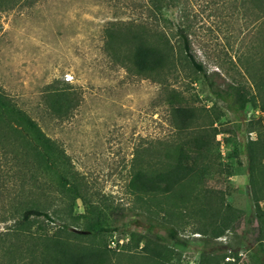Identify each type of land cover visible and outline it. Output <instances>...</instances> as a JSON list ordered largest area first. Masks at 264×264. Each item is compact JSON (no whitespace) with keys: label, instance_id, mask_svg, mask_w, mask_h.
Returning a JSON list of instances; mask_svg holds the SVG:
<instances>
[{"label":"rangeland","instance_id":"rangeland-1","mask_svg":"<svg viewBox=\"0 0 264 264\" xmlns=\"http://www.w3.org/2000/svg\"><path fill=\"white\" fill-rule=\"evenodd\" d=\"M176 1L163 10L167 21L146 23L154 38L168 37L170 60L139 74L123 60L125 45L117 56L107 50L106 29L149 22L148 0H0V91L64 154L60 169L43 171L0 120V264H35L42 257L38 241L54 237L92 251L96 264H264V177L251 181L242 147L258 135L247 132L250 121L264 123V90L255 84L264 74V12L254 0ZM178 25L213 79L239 84L253 97L242 118L216 99L185 57ZM53 85L68 88L65 116L49 106ZM178 106L195 111L185 133L174 123ZM192 136L205 145L189 180L173 188L158 182L152 192L134 187L138 172L150 177L170 169ZM62 174L78 180L105 212L125 213L120 230L78 236L42 217L20 227L17 220L32 202L56 218L81 219L83 202ZM46 184L52 187L40 188ZM149 214L175 227L178 241L149 234L141 216ZM111 239L116 246H109Z\"/></svg>","mask_w":264,"mask_h":264},{"label":"trees","instance_id":"trees-1","mask_svg":"<svg viewBox=\"0 0 264 264\" xmlns=\"http://www.w3.org/2000/svg\"><path fill=\"white\" fill-rule=\"evenodd\" d=\"M254 1L257 2L258 6H260L264 12V0ZM175 2L177 1L148 0L147 10L149 11V22L130 20L111 23L106 29L107 50L112 55L117 56L118 46L120 44L125 45L128 50L127 54L123 56V60L129 63V66L135 69L139 74H148L163 68L171 57L169 39L165 35H163V38L162 35L154 38L151 26L146 25V23L151 25L152 23L157 24L160 20L167 21V18L163 17V10ZM177 33L182 40L185 57L203 74L211 93L218 101L225 105L227 110L242 118L241 115L246 114L248 105L253 101V97L239 84L229 82L224 85L213 79L204 64L196 58L192 49L191 39L186 30L178 25ZM255 84L258 91L263 92L264 74L259 75L258 78L255 79ZM67 90V87L53 85L47 91L49 106L52 111L59 116L67 115L70 110L71 101ZM261 108L263 111L264 103ZM195 117V111L191 107L178 106L174 109V123L181 133H185L189 129ZM0 120L5 130L8 131L10 129L15 136L17 135V138L25 142L27 150L35 153L38 166L43 168V171L50 172L61 168L60 165L64 162L63 152H60L58 148L54 146V141L42 131L37 123L28 117L22 110L18 109L1 91ZM252 131L258 132L257 137H248V139L243 142L242 147L248 160L251 181L254 182L256 175L261 174L264 177V123L262 117L250 121L247 132ZM204 145L201 136L186 137L184 146H182L177 160L170 169L161 171L150 177L140 171L135 175L132 184L137 189L152 192L158 182L167 181L173 188L189 180L193 173L197 171L196 159H198ZM61 178L69 181L68 177L63 174ZM69 183V190L76 193V196L82 200L85 207L86 211L80 216L81 219H75L73 223H71L67 219V215L59 214L56 218L49 211L41 208L37 203L32 202L23 210L22 217L17 220V224L24 228L33 219L42 217L51 222H59L62 231L65 233L75 232L78 236H87L88 234L99 235L120 230L118 222L124 219L125 213L119 209H112L110 212H105L101 207V203L93 202L82 193L81 184L78 180H71ZM60 186V191L64 193L67 184L64 183ZM51 187V185L46 184L45 188H40L49 190ZM141 216H145L147 232L152 234L157 241H166L169 240L168 238L178 241L175 227L167 225L155 215L149 214ZM157 228L165 229L168 236L166 237L158 233L156 231ZM221 232L222 231L217 232L216 237L221 236ZM142 237L148 241L147 235ZM141 238L137 240V245ZM38 245L42 246V257L41 260H38L39 262L34 261L35 264H96L98 259L95 253L80 247L78 244L72 243L68 238H45L44 240H39ZM34 252L35 251H32V253ZM32 256L34 260L35 258L37 259L36 254H32L31 257ZM30 264L34 263L31 262Z\"/></svg>","mask_w":264,"mask_h":264},{"label":"built area","instance_id":"built-area-1","mask_svg":"<svg viewBox=\"0 0 264 264\" xmlns=\"http://www.w3.org/2000/svg\"><path fill=\"white\" fill-rule=\"evenodd\" d=\"M73 79V75H66V80L67 81H71ZM117 245V241H115L114 239L110 240V246H116Z\"/></svg>","mask_w":264,"mask_h":264}]
</instances>
